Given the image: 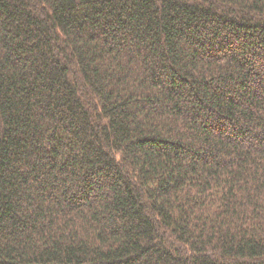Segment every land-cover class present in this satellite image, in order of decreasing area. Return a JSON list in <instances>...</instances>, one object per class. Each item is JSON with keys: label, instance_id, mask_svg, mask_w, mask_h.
Listing matches in <instances>:
<instances>
[{"label": "trees", "instance_id": "obj_1", "mask_svg": "<svg viewBox=\"0 0 264 264\" xmlns=\"http://www.w3.org/2000/svg\"><path fill=\"white\" fill-rule=\"evenodd\" d=\"M0 264H264V0H0Z\"/></svg>", "mask_w": 264, "mask_h": 264}]
</instances>
